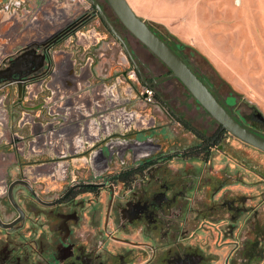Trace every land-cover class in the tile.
I'll return each instance as SVG.
<instances>
[{
	"label": "flooded vegetation",
	"instance_id": "af4514ba",
	"mask_svg": "<svg viewBox=\"0 0 264 264\" xmlns=\"http://www.w3.org/2000/svg\"><path fill=\"white\" fill-rule=\"evenodd\" d=\"M95 1L131 57L88 1L80 16L46 40L13 48L16 33L6 31L12 50L0 62V70H8L0 90L16 85L19 105L50 90L39 111L53 114L47 129L57 154L40 163L38 176L58 187L49 197L50 187L40 192L25 176L7 181L0 203V264H264V172L247 159L221 158L222 144L233 135L215 119L216 127L205 133L176 112L161 88L177 78L167 77L171 72L163 62L166 70L159 72L144 61ZM99 35L107 36L92 44ZM111 36L116 42L108 47L120 43L142 89L120 60L116 73L109 62L99 68L109 58L100 41ZM148 84L151 101L143 93ZM120 85L126 93L115 90ZM24 87L31 92L25 95ZM139 95L147 106L159 100L197 141L184 145L153 133L161 126L151 113L124 106ZM227 106L264 135V119L253 109L239 113L238 104ZM44 128L39 123V141ZM15 135L25 143L24 135Z\"/></svg>",
	"mask_w": 264,
	"mask_h": 264
},
{
	"label": "rangeland",
	"instance_id": "374dc122",
	"mask_svg": "<svg viewBox=\"0 0 264 264\" xmlns=\"http://www.w3.org/2000/svg\"><path fill=\"white\" fill-rule=\"evenodd\" d=\"M98 1L105 6L106 12L114 21L117 30L127 39L133 50L144 61L154 64L159 72H164L166 67L163 63L122 25L106 0ZM138 1L146 11L168 22L178 35L198 41L204 32L208 33L210 29L216 30L219 35H227L231 39H235L234 44L237 43L240 47L246 48V50L252 48L254 53L259 55L255 58V61L264 66V0ZM88 7V3L85 0H0V62L12 50V46L9 45V40L7 39L9 36L6 35V31L10 28L14 29V33H16L13 48L17 45H26L35 40H46L66 22L80 16ZM109 39L111 43L116 42L112 36ZM107 50H109L113 73L119 71L117 61L120 60L121 64L124 62V67L129 69L132 79L140 87L138 79L132 71V66L124 59V51L120 43L107 47ZM195 63L197 64L196 61ZM208 73L217 82V74L209 67ZM262 73L264 79V68ZM15 87L16 85H13L0 90V114L4 116L3 120L0 121L1 204L5 202L7 181L20 175L32 179L40 192L46 187H50L51 192L47 195L49 197L55 195V189L58 187L52 185L50 179L47 180L44 176H38L40 163L45 158L57 154L55 152L57 148L53 146L51 134H49L47 129L53 114L46 112V116H43L42 112L39 111L42 108V103L50 94V90L47 89L44 93L41 92L32 98H23L22 105H19L17 102V88L14 89ZM140 88L142 89V87ZM116 89L126 93L122 85L118 88L116 87ZM220 89V93L225 98L227 105L238 104L237 112L246 113L253 109L256 113L264 116V95L258 96L252 103L244 95L235 91L230 94L229 88L224 90L220 87ZM23 90L26 91H24L25 95L31 92L30 87H24ZM161 91L162 97L176 112L181 113L188 121L193 122L205 133L216 127L214 118L203 111L201 105L177 79L165 81ZM124 95L127 96L128 94ZM143 100L144 97L142 95L131 97V100L126 102L124 106L128 110L137 109L142 110L143 113H151L156 118L157 125L161 126L152 131L153 133L167 134L168 140L171 142L178 140L184 145L197 141V137L193 133L188 132L181 124L172 120V117L166 113L159 100L148 106ZM246 102L255 105L256 108H250ZM53 103L54 101L51 102L52 107ZM120 107L122 108L123 104ZM6 108H8L10 116H7ZM118 109L119 104L111 106L109 111L115 114ZM196 113L200 117H196ZM66 117L69 116L67 115ZM62 118L64 119V116ZM39 123H43L44 127H46L44 128L46 129L45 137L43 136L40 141L37 131L44 132L37 130ZM15 132L26 137L24 144L17 142ZM61 141L64 142V138L58 139V144ZM70 141L68 139L65 144L69 149ZM63 145L61 146L63 147ZM222 145L221 151L225 152H218L221 158L224 156H235L241 160L247 159L252 162L254 167L264 172V154L261 151L230 135ZM12 215L13 213L6 215V218H10Z\"/></svg>",
	"mask_w": 264,
	"mask_h": 264
},
{
	"label": "water",
	"instance_id": "95a60500",
	"mask_svg": "<svg viewBox=\"0 0 264 264\" xmlns=\"http://www.w3.org/2000/svg\"><path fill=\"white\" fill-rule=\"evenodd\" d=\"M86 1L97 7L109 29L131 57L125 40L110 23L98 3L95 0ZM107 2L122 25L167 66L171 72L167 77L177 78L201 107L214 118L224 130L228 131V133L239 140L264 152V135L243 124L232 112V109L221 101L211 90L204 81V78L199 76L191 68L168 40L163 39L157 34L149 23L133 10L127 0H107ZM7 74L8 70H0V78L3 80L8 79ZM148 86L151 87V84H148ZM259 115L264 119L262 114Z\"/></svg>",
	"mask_w": 264,
	"mask_h": 264
},
{
	"label": "crops",
	"instance_id": "0c3cea01",
	"mask_svg": "<svg viewBox=\"0 0 264 264\" xmlns=\"http://www.w3.org/2000/svg\"><path fill=\"white\" fill-rule=\"evenodd\" d=\"M133 10L142 18L155 23L163 24L166 28L184 44L190 45L201 53L214 67L222 79H224L231 88L238 94L244 95L250 102L254 103V99L264 94V79L262 64L257 63L256 53L253 49L246 50L240 47L235 39H231L227 35H219L216 30L203 33L198 41L195 39H187L178 35L163 18H157L155 15L146 11L138 0H127ZM107 35H99L98 39L93 41L96 44L99 39L105 38ZM103 41V40H102ZM100 41V48L106 49L108 45H112L110 41ZM105 62H111L110 58H103L99 65L101 69Z\"/></svg>",
	"mask_w": 264,
	"mask_h": 264
},
{
	"label": "trees",
	"instance_id": "16d2710c",
	"mask_svg": "<svg viewBox=\"0 0 264 264\" xmlns=\"http://www.w3.org/2000/svg\"><path fill=\"white\" fill-rule=\"evenodd\" d=\"M148 23L157 34L171 43V45L180 53V55L199 76H202L204 78L206 84L211 88V90L218 96L221 101L225 100V98H223L220 93V87H222V89L224 90L229 88L230 94L234 93V90L231 88V86L224 79H222L220 75H218L217 71L210 64V62L195 48L181 42L164 25L152 21H148ZM195 61L197 62V64L195 63ZM208 67L211 68L215 74H217V82L212 78V75H209ZM246 104H248L250 108H256L255 105L249 102H246Z\"/></svg>",
	"mask_w": 264,
	"mask_h": 264
},
{
	"label": "built area",
	"instance_id": "2783aa9c",
	"mask_svg": "<svg viewBox=\"0 0 264 264\" xmlns=\"http://www.w3.org/2000/svg\"><path fill=\"white\" fill-rule=\"evenodd\" d=\"M148 101H151L154 96V90L151 87H145L143 91Z\"/></svg>",
	"mask_w": 264,
	"mask_h": 264
}]
</instances>
